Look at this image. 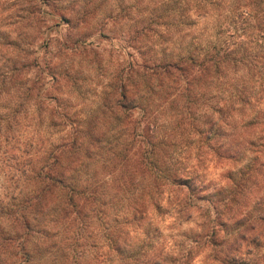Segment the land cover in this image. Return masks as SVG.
Instances as JSON below:
<instances>
[{
	"label": "clouds",
	"instance_id": "clouds-1",
	"mask_svg": "<svg viewBox=\"0 0 264 264\" xmlns=\"http://www.w3.org/2000/svg\"><path fill=\"white\" fill-rule=\"evenodd\" d=\"M0 264H264V0H0Z\"/></svg>",
	"mask_w": 264,
	"mask_h": 264
}]
</instances>
